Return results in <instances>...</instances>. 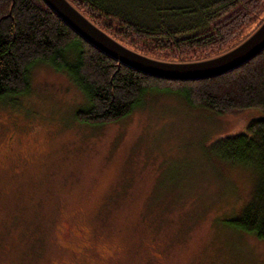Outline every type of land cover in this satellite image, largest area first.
Listing matches in <instances>:
<instances>
[{
	"label": "rangeland",
	"instance_id": "374dc122",
	"mask_svg": "<svg viewBox=\"0 0 264 264\" xmlns=\"http://www.w3.org/2000/svg\"><path fill=\"white\" fill-rule=\"evenodd\" d=\"M85 105L43 64L27 94L0 100V264H264V241L230 224L256 177L215 149L262 112L150 92L91 126L75 117Z\"/></svg>",
	"mask_w": 264,
	"mask_h": 264
},
{
	"label": "trees",
	"instance_id": "16d2710c",
	"mask_svg": "<svg viewBox=\"0 0 264 264\" xmlns=\"http://www.w3.org/2000/svg\"><path fill=\"white\" fill-rule=\"evenodd\" d=\"M68 1L122 45L168 62L220 55L241 43L264 20V0ZM38 64L65 74L85 97V108L75 113L81 124L117 122L140 107L150 92L171 93L192 108L216 115L247 110L264 115V50L223 75L168 81L107 57L41 0H0V100L27 94L29 73ZM215 149L223 162L254 173L252 200L230 224L264 241V116L250 121L244 133L220 139Z\"/></svg>",
	"mask_w": 264,
	"mask_h": 264
},
{
	"label": "water",
	"instance_id": "95a60500",
	"mask_svg": "<svg viewBox=\"0 0 264 264\" xmlns=\"http://www.w3.org/2000/svg\"><path fill=\"white\" fill-rule=\"evenodd\" d=\"M59 19L89 45L119 64L168 81L201 80L233 71L264 50V20L241 43L200 61L168 62L147 57L122 45L94 25L68 0H41Z\"/></svg>",
	"mask_w": 264,
	"mask_h": 264
}]
</instances>
